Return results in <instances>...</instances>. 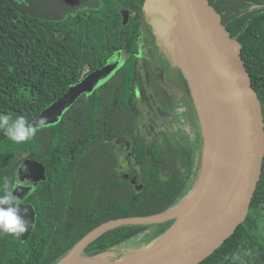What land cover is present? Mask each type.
Here are the masks:
<instances>
[{"label": "trees", "instance_id": "obj_1", "mask_svg": "<svg viewBox=\"0 0 264 264\" xmlns=\"http://www.w3.org/2000/svg\"><path fill=\"white\" fill-rule=\"evenodd\" d=\"M209 1L243 45L264 100V0ZM127 35L116 29L110 16L94 13L88 21H43L22 16L8 0H0V201L12 202L24 160H36L46 168L45 180L36 183L24 201L36 212L29 239L23 242L14 227L0 224V264H57L106 222L164 214L190 198L202 168V133L198 174L192 183L183 155L172 157L170 178L154 173L137 177L140 188L131 182L133 177L117 174L121 169L115 141L126 136L134 156L137 149L134 92L141 81L130 59L104 86L81 96L59 122L30 128L45 108L102 67ZM142 166L154 171L150 165ZM262 217L264 169L245 222L200 264H264V244L258 237ZM174 222L162 225L151 244ZM148 229V225L113 228L91 243L84 257L118 251L123 262L150 245L132 251L130 244Z\"/></svg>", "mask_w": 264, "mask_h": 264}, {"label": "water", "instance_id": "obj_2", "mask_svg": "<svg viewBox=\"0 0 264 264\" xmlns=\"http://www.w3.org/2000/svg\"><path fill=\"white\" fill-rule=\"evenodd\" d=\"M8 1L22 16L55 22L78 8H95L98 5L91 0H27V4ZM154 1L160 12L151 20L155 29L170 39L182 60L184 51L177 45L181 40L187 41L206 74L229 97L232 103L229 126L232 136L220 144L210 143L202 126L201 173L190 198L178 208L155 216L106 222L77 243L57 264H73L77 260L69 263L68 258L79 245L84 244L78 258L80 254L84 255L91 243L113 228L147 225L159 219L165 222L174 219L175 222L152 244L119 264H200L233 236L249 214L264 169V100L253 81L243 45L232 36L223 22L222 13L209 0ZM119 60L118 55L114 56L70 87L67 93L40 113L30 128L59 122L81 96L92 94L111 80L120 69ZM184 65L188 69L187 64ZM163 82L176 92L164 79ZM194 95L196 99L195 91ZM125 143L123 139L121 145ZM17 173L22 184L16 186L12 193V205L0 201V224L14 227L17 235L26 242L34 230L36 212L32 205L19 204L17 200H24L31 191L30 186L23 185L25 181L36 184L45 180L46 168L36 160L26 159ZM91 259L87 258L81 264Z\"/></svg>", "mask_w": 264, "mask_h": 264}, {"label": "flooded vegetation", "instance_id": "obj_3", "mask_svg": "<svg viewBox=\"0 0 264 264\" xmlns=\"http://www.w3.org/2000/svg\"><path fill=\"white\" fill-rule=\"evenodd\" d=\"M16 1L27 4V0ZM95 2H98L97 7L78 8L61 21H88L94 13H98L113 18L116 29L126 30L128 34L125 42H118L114 46L118 51L107 60L108 62L118 55L121 69L130 59L131 63L138 67V77L141 81L136 85L134 92L136 118L133 130L137 135L136 154L134 156L131 152L132 142L128 137L122 136L115 141L118 146L115 153H119L117 160L120 164L119 170L121 169L117 174L125 179L133 177L131 182L136 188H140L142 185L137 181V177H148L154 173L170 178L174 171L172 157L183 155L189 166V182H194L198 174L199 136L203 134L201 115L190 83L182 71L179 50L166 35L158 32L152 25V18L160 13L157 3L154 0H91V3ZM163 79L176 92L168 89ZM185 123L187 127L196 128L193 137L187 128L183 127ZM123 139L126 140L125 145H121ZM143 164L150 165L155 172L145 169ZM20 184L22 183L17 173L15 187ZM23 185L32 188L35 183L25 181ZM25 199L17 202L30 205L24 202ZM13 203L14 198L11 203L6 204Z\"/></svg>", "mask_w": 264, "mask_h": 264}, {"label": "bare ground", "instance_id": "obj_4", "mask_svg": "<svg viewBox=\"0 0 264 264\" xmlns=\"http://www.w3.org/2000/svg\"><path fill=\"white\" fill-rule=\"evenodd\" d=\"M177 46L184 51L182 63H186L188 66L186 71L188 72L189 80H191L196 94L203 127L205 128L206 139L210 143L219 144L229 141L232 136V132L229 129L232 116V103L229 97L221 86L206 74L187 41L181 40L178 42ZM182 210L183 208L179 210V212L181 213ZM83 245V243L79 245L68 258L69 263L76 260L77 264L84 263V261L78 258Z\"/></svg>", "mask_w": 264, "mask_h": 264}, {"label": "rangeland", "instance_id": "obj_5", "mask_svg": "<svg viewBox=\"0 0 264 264\" xmlns=\"http://www.w3.org/2000/svg\"><path fill=\"white\" fill-rule=\"evenodd\" d=\"M180 62H181V66H182V71H184L188 81H190L189 83L192 87L191 89L193 90V94H194V89H193V86L191 84V80H189L188 72L185 69L186 67L182 63L183 62L182 58H181ZM179 69L181 70V67H179ZM196 103H197V100H196ZM197 108L199 109L198 104H197ZM183 113H184V110H183ZM199 114H200V111H199ZM201 124H202V120H201ZM202 126H203V124H202ZM183 127L187 128V131L190 133V135L192 137L195 135V131H196L195 127L194 128L192 126L187 127L186 123L183 125ZM163 220L164 219L152 220V223L147 224L149 226V229L146 232L136 236L135 238H133L130 241L131 250L137 251L138 249L145 248L148 244H151V242L156 238L157 232H160V230L162 229V225L165 222ZM258 237L260 238V240H262V243L264 244V217H262L259 220ZM120 256H121V254L118 251L117 252L116 251L110 252V253H106L104 255L98 256L97 258H92L90 260L91 262H88L86 264H119L121 262ZM79 259L81 261L85 262L87 258L84 257V255L82 256V254H80ZM73 264H77V262H75Z\"/></svg>", "mask_w": 264, "mask_h": 264}]
</instances>
